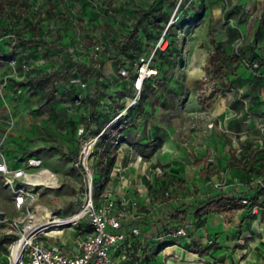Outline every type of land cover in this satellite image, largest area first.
<instances>
[{
  "label": "rangeland",
  "instance_id": "rangeland-1",
  "mask_svg": "<svg viewBox=\"0 0 264 264\" xmlns=\"http://www.w3.org/2000/svg\"><path fill=\"white\" fill-rule=\"evenodd\" d=\"M256 2L259 6H237L238 0H0V148L21 159L29 154L41 157L60 181L57 188L28 185L34 195L28 209L37 204L43 212L67 215L77 208L84 179L74 161L82 139L92 136L97 137L89 166L98 200L108 190V179L115 177L118 142L128 139L140 145L142 126L149 123L155 129L148 143L151 149L140 157L123 155L121 162L137 164L129 171L134 174L135 193L145 191L156 200L144 209L152 208L153 221L143 225L157 222L153 227H161V232L180 222L189 235V227L197 225L186 212L202 210L205 205L198 206L203 198L216 189L211 179L223 180L228 174L243 183L229 187L233 192L229 207H241L238 199L245 197L251 206L256 203L255 212L242 205L240 211H230L233 216L222 225L217 214L223 209L217 208L211 210L214 215L203 211L206 216L200 220L230 242L235 234L227 228L245 219L250 222L264 211V199L256 197L264 189L257 174L264 172L253 167L250 157L255 146L264 148V0ZM164 30L169 45L153 54L156 77L145 82L128 120L112 121L121 104L119 69L128 70L121 86L130 91L137 57L152 55ZM210 32L226 51L221 63L227 77L222 79L206 76L214 49ZM227 107L233 116L225 122ZM81 126L84 133L78 135ZM165 140L171 141L169 154H156ZM222 144L234 156L230 166L225 163L226 169L218 170L219 163L229 160L215 152ZM101 156L104 164L112 160L103 174ZM172 162L180 164L175 174L168 167ZM26 210L14 208L13 191L0 177V264H6L7 246L17 236L13 217ZM73 231L65 229L64 236ZM173 242L172 255L185 240L148 241L149 256ZM167 257L176 259L163 255V262Z\"/></svg>",
  "mask_w": 264,
  "mask_h": 264
},
{
  "label": "built area",
  "instance_id": "built-area-1",
  "mask_svg": "<svg viewBox=\"0 0 264 264\" xmlns=\"http://www.w3.org/2000/svg\"><path fill=\"white\" fill-rule=\"evenodd\" d=\"M168 45L169 37L164 30L155 41L152 55L140 54L137 57L130 91L121 86L123 79L129 76L128 70L125 67L119 69L117 76L121 104L112 121L117 118L128 120L130 110L138 104L145 82L158 73L157 66L152 62L153 54L166 49ZM146 129L150 138H153L150 125ZM83 133L84 128L81 126L78 128V135ZM96 137L82 139L83 144L74 165L83 171L84 185L77 208L67 215H60L56 211L43 212L42 207L37 208V204L29 210L28 203L34 199V195L28 185L57 188L60 186L59 176L45 165L41 157L30 154L21 159L19 154L9 155L0 148V177L13 191V206L17 210L24 206L27 208L24 214L13 217L11 222L18 231L15 239L7 246L6 264H155L154 257L149 256L148 234L139 219L141 213L138 197L128 188L132 184L131 180L126 178L118 184L107 185V192L102 193L98 200L95 199L94 174L89 166V159L96 145ZM121 144L122 142L119 143ZM85 145H88L87 151H84ZM119 167H112L114 174L120 172ZM156 168L158 173L161 172L160 168ZM145 200L156 204L155 198L148 194ZM239 201L250 206L245 197H241ZM256 206H250L252 212H255ZM218 216L222 225H227L233 213L220 211ZM2 220L7 221V217L3 216ZM63 229L74 231L64 236ZM166 237L179 242L185 240V244L191 242L187 228L180 222L159 232L152 240L162 241ZM211 242L212 238H209L208 243ZM14 243L16 250L12 254L11 246ZM170 246L165 244L159 249L157 255L161 253L158 257L160 261H163V255H172L170 250H164ZM262 254L264 256V250ZM173 255L176 256L177 253L173 251Z\"/></svg>",
  "mask_w": 264,
  "mask_h": 264
},
{
  "label": "crops",
  "instance_id": "crops-1",
  "mask_svg": "<svg viewBox=\"0 0 264 264\" xmlns=\"http://www.w3.org/2000/svg\"><path fill=\"white\" fill-rule=\"evenodd\" d=\"M239 3L236 4L237 6H255L257 5L256 0H238ZM259 6V5H257ZM262 6H264V3L262 4ZM206 58V55L204 56V59ZM199 74V73H198ZM227 77V76H225ZM227 93H229L227 91ZM224 111V110H223ZM227 113L224 116V121L228 122L229 117H232V109L230 107H227ZM222 112V111H221ZM226 112V111H224ZM150 125L149 123L143 125L142 127L144 128V133L141 136L142 141L140 142V145H134L130 140L128 139H121L118 142V145L120 142H122L121 145H119V147L117 146V150H120L118 153V158L116 159L117 161L120 162H116L115 165H119V170L120 172L117 174H114V172H112L115 177L108 179L107 181V185L109 184H118L121 180L123 179H130L132 184H130V186H128L129 189H132V194L138 197L139 200V211L141 213L139 219L143 222V223H147V221H153L155 214L154 211L151 209H149L148 211H145L144 209H148L150 204L149 202H147L145 200V196L147 195V192H138L135 193L133 187H134V182H133V175L132 173H129L130 171V167H136L137 164H123L122 162V157L123 155H129V154H136L137 155H142L144 154L146 151H149L151 149V147L148 145L149 141H151L154 138H150L148 130L146 129V126ZM153 132V136H155V129H152ZM190 141H193L192 138L189 139ZM126 145H128V147H125ZM168 146H171V141L169 140H165L162 144H160L159 146L156 147V154H164L165 156H167L169 154L168 152ZM255 146V145H254ZM173 149V147H172ZM175 151H177V148L175 149ZM215 152L217 153V155H221L223 154L225 157H228L229 160H226L224 163H219L217 165L218 170H222V167H225L226 169V164H228V166H230L229 162H231V157L234 156L230 151H228V149L225 148V145L222 144V146H218L217 150H215ZM254 161L253 163V167H255L256 169H259L261 171L264 172V148H262L261 146H255V148L252 150V154L251 156ZM145 163H147V160L145 161ZM226 163V164H225ZM176 165H178L179 163L176 162ZM198 164V163H197ZM174 165V162L171 163V166L168 167H173L174 170H171V172L173 174H175L176 170H179V168H176L177 166ZM180 165V164H179ZM203 165V164H202ZM244 165H242L243 167ZM143 166V170H144ZM167 167V166H166ZM202 167V166H201ZM158 168H160V166H158ZM165 168V167H164ZM246 168V167H245ZM131 172H134L136 170V168H131ZM199 169V168H198ZM230 169V168H229ZM142 170V171H143ZM141 170H139V172L136 173V175L140 176L141 173H143ZM196 171V170H195ZM221 172V171H219ZM196 174V172H195ZM194 174V175H195ZM257 178L258 179H262L264 180V175L261 174H257ZM198 181V183H203L201 178L196 179ZM240 179L238 177L236 178H232L231 176H229L228 174H226L223 178V180L218 179V178H213L211 179V181L216 184L217 186H219L217 189V186L215 187L216 189L211 192H209L206 197H204V201L202 202V204H200V206L198 207H203L205 205V207L202 210H199L197 212V214H193V213H189L186 212L187 216L190 215V221L192 222V220L195 222V224L197 225L196 228H194V225L192 224V228L190 229L189 227V239L191 240V242L189 244H185L180 246V249L177 253V255H170L173 257H176V259L174 258L173 260H170L169 257H167V260L160 261V259H158V255L160 254H154L153 257L155 259V264H170V261H172L173 264H177V259L179 260V262H181V264H262L264 261V256L262 254L263 250H264V211H259L257 216L252 219L250 222L248 219L243 220L240 224L236 225L233 224L232 227L227 228L229 230L226 231H231V233L235 234V236L230 239V242H226V239H224L222 237V235L220 233H217V231L212 232L211 230H208V224L206 223H201L200 219H203V216H206L205 214H203V211H208L209 214H215L214 211L211 210H218L220 208H222L223 210L221 212H230L233 211V213L237 211H240V209L238 208H243V206L241 205V207L238 208H232L229 207L230 203H232V201H230L229 204L226 205H218V206H209L207 205L209 202L216 201L218 198H220L221 196L223 197H231L232 195V191H228L229 187L232 186L233 184H239L241 186H243V183H239ZM225 181V182H229L226 185H222L221 182ZM260 185V186H259ZM258 186L262 187V183H260ZM264 185V184H263ZM206 186V185H205ZM226 188H225V187ZM259 191V190H258ZM257 198H262L264 199V189L261 191V193L259 194L257 192L256 194ZM207 199V200H206ZM231 199V198H230ZM201 201V200H198ZM145 208H142L144 207ZM219 208V209H217ZM217 211V212H218ZM245 211V210H244ZM246 215V214H245ZM218 216V214H217ZM150 218V219H149ZM188 218V217H186ZM219 218V216H218ZM198 220V221H197ZM248 220V222H247ZM163 223H167L165 226H168L169 220L165 219L162 220ZM219 222H221V219L219 218ZM153 225H158L157 222L153 223ZM152 224H145L144 226V230L146 231V233L148 234V241H151L153 239V237L156 236V234L159 233V231L161 230V227H153ZM190 226V225H189ZM213 229V227H212ZM253 231L256 232V234H253ZM248 232V233H246ZM230 233V232H227ZM200 241H197L199 240ZM212 238V242H216L217 244H215L214 246L211 243H208V239ZM243 240H247L246 243H242ZM241 241V242H239ZM175 243H170V248L169 250L171 251V247L174 245ZM185 262V263H184Z\"/></svg>",
  "mask_w": 264,
  "mask_h": 264
},
{
  "label": "trees",
  "instance_id": "trees-1",
  "mask_svg": "<svg viewBox=\"0 0 264 264\" xmlns=\"http://www.w3.org/2000/svg\"><path fill=\"white\" fill-rule=\"evenodd\" d=\"M209 39L211 44L214 46L213 51L210 53V68L207 69L206 71V76H212V78H219L222 79L223 77L227 76V72H226V68L225 66L221 63L223 57L226 55V51L223 47H221L214 39L212 33L210 32L209 34ZM197 84L202 87L203 85V81L202 80H198ZM110 152L112 154H115V149H111ZM30 155V154H29ZM27 156V155H26ZM113 156V155H112ZM103 157H100V160L98 162V164L100 165V173H106L109 166L112 163V160L107 163L104 164L103 162ZM240 199V198H239ZM238 199V203L240 205H243L240 203ZM231 201V199L229 197H223L221 196L220 198H218L216 201H211L209 202L207 205L209 206H218V205H226L229 204ZM253 205H256V203H254ZM244 206V205H243ZM251 206V204H250Z\"/></svg>",
  "mask_w": 264,
  "mask_h": 264
},
{
  "label": "bare ground",
  "instance_id": "bare-ground-1",
  "mask_svg": "<svg viewBox=\"0 0 264 264\" xmlns=\"http://www.w3.org/2000/svg\"><path fill=\"white\" fill-rule=\"evenodd\" d=\"M206 55V53H204V56ZM189 64L190 65H192V61L190 60L189 61ZM87 147H88V145H85V147H84V151H87ZM86 155H87V153L85 152V157H86ZM41 207V205H39L37 208H40ZM64 230L65 229H63V234H64ZM167 249H169V247H166L164 250L166 251ZM15 250H16V243H14L12 246H11V253L12 254H14L15 253ZM170 258H173L172 256H170Z\"/></svg>",
  "mask_w": 264,
  "mask_h": 264
}]
</instances>
